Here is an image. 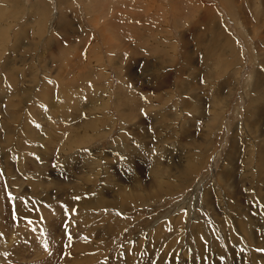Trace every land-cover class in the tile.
Returning <instances> with one entry per match:
<instances>
[{
	"label": "rangeland",
	"instance_id": "obj_1",
	"mask_svg": "<svg viewBox=\"0 0 264 264\" xmlns=\"http://www.w3.org/2000/svg\"><path fill=\"white\" fill-rule=\"evenodd\" d=\"M17 1V11L9 2L0 8V264H199L190 262L191 221L223 248L206 242L207 264L211 254L220 256L214 264H259L252 252L264 259V0ZM43 2L46 13L35 14ZM217 26L236 54L213 42ZM12 104L17 121H8ZM217 105L222 115L211 120L206 112ZM82 134L100 137L82 143ZM187 153L201 164L186 184L173 180L171 193L126 209L106 190L119 206H88L91 219L80 224L73 194L92 199L119 182L145 190L153 168L173 173ZM25 204L30 214L18 216ZM110 213L125 221L105 234L98 224ZM239 213L252 220L245 226L256 247L239 232ZM49 214L54 230L42 237ZM231 229L242 238L226 248ZM82 239L86 249L73 250Z\"/></svg>",
	"mask_w": 264,
	"mask_h": 264
},
{
	"label": "bare ground",
	"instance_id": "obj_2",
	"mask_svg": "<svg viewBox=\"0 0 264 264\" xmlns=\"http://www.w3.org/2000/svg\"><path fill=\"white\" fill-rule=\"evenodd\" d=\"M62 1L65 3V1L64 0H60V2L62 3ZM11 3L12 5H13V8H15V11H17V9L19 8V3H18V1L17 0H0V8H3L2 6H1V3H4L6 6H8L9 5V3ZM38 4H40V3H38ZM48 6V5H47ZM49 8V7H48ZM31 10L33 11V12H35V14H44V13H46V2H43V3H41L40 5H39V8H38V5H35V6H32L31 7ZM35 10V11H34ZM37 10H39V12H36ZM21 11H22V9H21ZM64 11V10H63ZM60 18H65V11L64 12H62L61 13V17ZM39 24H40V22H39ZM41 26V25H40ZM216 32H217V34H215V37L217 38H215L216 40H214L213 42L216 44V45H218L219 46V44H220V42L221 41H223L225 44H226V47L228 48L227 49V52H228V54L229 53H231L232 52V55H234V54H236V49H234V44H233V42H232V40H231V38L228 36V35H226L225 34V32L223 31V29H221L220 28V26H217L216 27ZM185 45V44H184ZM221 56V55H220ZM227 57H228V55H227ZM234 57V56H233ZM236 57V56H235ZM226 58V57H225ZM227 60H229L228 58H226ZM232 63V62H231ZM235 63V61L233 62V64ZM233 66V65H232ZM232 70H233V68H232ZM171 73H173V72H171V70H168V72H167V76L164 78V76L166 75V72L164 73V76H163V78L166 80V81H168L169 79H170V77H171ZM208 73V72H207ZM209 76V75H208ZM4 94L2 95L3 97L4 96H6L5 95V92H4V90L2 91ZM5 99H6V97H5ZM4 105H6V104H4ZM18 107V106H17ZM3 108V107H2ZM20 108V107H19ZM18 108V109H19ZM17 108H16V106L14 105V104H12V108H11V111L9 110L8 111V113L9 114H7L8 115V121H12L13 120V117L15 118V121H17L18 120V118H19V115H20V113H19V110H18ZM211 112V120H212V118H213V116L215 117V119H217V117H218V114H221L222 115V112H223V110H222V105H217L216 107H213V108H211V111H207L206 113L207 114H209ZM12 113H14L13 114V116L11 115ZM123 118V117H122ZM90 129V126H88V129H84V131L86 130V132L88 131ZM83 131V132H84ZM27 134H30V135H32L33 133H27ZM83 135V134H82ZM8 136V135H7ZM98 137H100V136H97V135H92V137H91V139H90V137H89V135L88 134H85V135H83V138L80 136V138H81V142L82 143H84V142H88V141H90V140H93V139H96V138H98ZM123 137V136H122ZM206 137V136H205ZM8 138H10L9 136H8ZM30 138V137H29ZM28 138V139H29ZM208 138L206 137V138H203L202 139V142L203 143H205L206 144V140H207ZM191 144H193V145H196L194 142H191ZM78 145H80V144H78ZM71 148V147H70ZM191 150H193V148H190ZM68 150V139L66 140V141H64V143H63V145H62V150H61V157L62 156H64V154H65V152ZM126 151H128V149L126 150ZM72 153V152H71ZM188 153H189V151H188ZM188 153H187V155L184 157V159H183V161L184 162H182V163H180V161H179V164H177V167H176V169L174 170V172L172 173V172H170V170H161V169H155V168H153V170H152V175H150V179H149V186H148V188H146L145 190H143V189H141L140 187H142V186H140V185H138V186H134V187H127V185H125L123 182H119V184L117 183V184H114L111 188L112 189H110V188H105L104 186H102V187H98V189H97V194L98 195H100V196H98V195H95V197L93 198L92 197V199H89L88 197L86 198V197H83V196H81V194H73V195H75L74 197H76L75 199H74V203H75V205H76V203H78V206H80V210H81V213L83 214V216H82V214L80 215V216H82L83 218H84V220L83 221H81L80 222V224L83 226V225H85V223L86 222H88V221H90V215L88 216V214L86 213V209H87V207L88 206H98L96 209H100V208H103V209H105V208H107V209H116L118 206H119V204L121 205V206H119V207H122L123 209H126V207H130V208H132L133 206H136V205H142V204H145L146 202H148L149 201V199H151L152 200V198L153 197H160V195H162V194H165L166 192H168V191H170V193H171V190H173V184H172V181L173 180H175L176 181V183H177V185L179 186H182V185H184V184H186L189 180H191V177H192V175L195 173V171L198 169V167L200 166V164H201V161L199 160L198 162H196L197 161V157L196 156H188ZM188 156V157H187ZM67 157H68V155L67 156H65V158H63V160H66L67 159ZM45 158V157H44ZM130 159H131V157H129ZM187 158V159H186ZM27 159V158H26ZM28 160V159H27ZM95 162H96V160H95ZM106 162V161H105ZM42 163V162H41ZM94 164V163H93ZM10 165L11 164H7L6 165V169H8V167H10ZM13 166V165H12ZM19 166V165H18ZM17 166V167H18ZM22 166V165H21ZM32 166H34V163H32ZM41 166H43L44 167V162H43V165H41ZM166 166H170V164H168L167 163V165ZM141 167V166H140ZM143 167V166H142ZM157 167V166H156ZM23 168V167H22ZM22 168L20 169V171L22 170ZM110 168V167H109ZM109 168H106L107 169V174H111V170L109 169ZM26 169V168H25ZM168 169V168H167ZM114 170V169H113ZM39 171V170H38ZM38 173V172H37ZM68 174V173H67ZM122 174V173H121ZM225 174H228V175H230V172L229 171H225V169L222 171V173H219V175H218V178H222V183L224 184L225 183V181L227 182V179H225V180H223V177L225 176ZM36 175V173L33 175V176H35ZM42 175V172H41V174H38V175H36V176H41ZM115 175V174H114ZM227 175V176H228ZM119 176V175H118ZM112 177V176H111ZM40 178V177H39ZM76 178V177H75ZM87 178V177H86ZM94 179V178H93ZM105 179V178H104ZM110 179V178H109ZM112 179V178H111ZM111 179H110V181H111ZM117 179H118V177H117ZM37 180V179H36ZM72 180V179H71ZM68 181V180H67ZM101 181V180H100ZM113 181V180H112ZM33 182V184L35 185V188H37V187H39V186H41V184H40V182L39 181H32ZM39 182V183H38ZM76 182V181H75ZM89 182V181H88ZM103 182V181H102ZM107 182H108V179H107ZM95 183V182H94ZM40 184V185H39ZM87 184V183H86ZM145 184H146V182H145ZM144 183H143V186L145 185ZM28 185H30L31 186V184H30V182H28ZM37 185H39V186H37ZM72 185H74V184H72ZM76 185V184H75ZM87 185H89V183L87 184ZM107 185V184H106ZM110 184H108V186H109ZM176 185V186H177ZM47 187H49L48 185L45 187V189H47ZM58 187V186H57ZM137 187L139 188V190L138 191H136V189H137ZM34 188V189H35ZM87 188V187H86ZM59 189H62L60 192H66L67 190H66V188L65 187H60ZM141 189V190H140ZM176 189V188H175ZM178 189V188H177ZM176 189V190H177ZM183 189V188H182ZM14 190H17V189H14ZM19 190V189H18ZM64 190V191H63ZM73 190H74V188H73ZM106 190L108 191L109 190V193H114V192H116V196H117V202L119 203V204H115V202H116V200H112V199H114V198H112V199H110V198H108V196L109 197H111L110 195H108L109 193L107 192L106 193ZM114 192H113V191ZM180 190H181V188H180ZM91 191V190H90ZM175 191V190H174ZM68 192V191H67ZM76 192V191H75ZM79 193V192H78ZM168 194H169V192H168ZM90 195V194H89ZM108 195V196H107ZM172 195V194H171ZM79 196V197H78ZM92 196H93V194H92ZM166 196V195H165ZM1 197V196H0ZM108 199H107V198ZM113 197V196H112ZM90 198H91V196H90ZM43 199H46V200H50L51 201V195L50 194H47L46 196H45V198H43ZM62 199V198H61ZM31 201V200H30ZM45 201V200H44ZM1 202V201H0ZM19 202H21V201H19ZM17 203H18V201H17ZM21 204V203H20ZM26 205V204H25ZM33 205V204H32ZM32 205H30V206H32ZM47 205V204H46ZM72 205V204H71ZM210 204H208V205H206V206H209ZM18 206H19V204H18ZM205 206V207H206ZM24 207H26V210H24V211H22V210H20V208H19V211H17V213L19 212V215L18 214H16V215H18V216H21V217H23L22 215H28V214H30V211H28V208H29V206H28V204L26 205V206H24ZM77 207V206H76ZM211 207H214V206H211ZM78 208V207H77ZM42 209H46L45 211H47V209H48V207L47 208H42ZM57 209V208H56ZM119 209V208H118ZM208 209V208H207ZM212 209V208H211ZM211 209H209V210H211ZM34 211H36V210H39V209H33ZM213 210V209H212ZM101 211V213H102V211L103 210H100ZM107 211V210H106ZM126 211V210H125ZM175 212H176V210H175ZM207 212V211H206ZM205 212V213H206ZM212 212V211H211ZM214 212V211H213ZM49 213V212H48ZM174 213V212H173ZM197 213V212H196ZM215 213H217L216 211H215ZM42 214V213H41ZM95 214V213H94ZM192 214V213H191ZM198 214V213H197ZM213 214V213H212ZM43 215V214H42ZM48 215V214H47ZM106 217H105V221H102V222H100L98 225H101L100 226V228H102V230H104V233L105 234H107V233H113V230H120V228H121V225H122V222L123 221H125V220H123V218H119V216H117V215H115V214H104ZM173 215V214H172ZM180 215V214H179ZM184 215V214H183ZM246 215V214H245ZM245 215H243V214H241V213H239L238 215L237 214H235L234 216H235V220H236V223L238 224V227H239V232L241 233V235L242 236H244L245 235V237L247 238V242L249 243V245H251L252 247H256L254 244H252V236H251V234L250 233H248V231L250 230L249 228H251V226H252V224L251 225H249L248 223H249V221L250 222H252V220H249V218L248 217H246ZM102 216V215H101ZM176 217H177V215H175ZM197 216V215H196ZM217 216V215H216ZM49 219L47 218V219H45V221H46V223H47V225H48V227H49V230L48 229H46V230H44V232H43V234H42V237H44L45 235L46 236H48V234H49V232H50V229H51V225H53L54 223H55V219H56V217H54L52 214H49ZM170 217V216H169ZM198 217V216H197ZM224 218H225V216H223ZM93 218V217H92ZM181 218V217H180ZM183 218V217H182ZM187 218H188V216H187ZM220 218H222V217H220ZM44 219V218H43ZM100 219H102V218H100ZM171 219H173V218H171ZM223 219V218H222ZM88 220V221H87ZM96 221H99V220H97V218L95 219ZM109 220V221H108ZM178 220H179V218H178ZM184 220H186L185 218H184ZM190 220V219H189ZM226 220H227V218H226ZM188 221V220H187ZM186 221V222H187ZM220 221V220H219ZM222 221V220H221ZM105 222V223H104ZM178 222V221H177ZM30 223V222H29ZM90 223V222H89ZM173 223H174V221H173ZM228 223V221H226V224ZM97 224V223H96ZM190 224V225H189ZM221 224V223H220ZM235 224V223H234ZM245 224H248L250 227L247 229L246 228V226H245ZM92 225H94L93 223H92ZM165 225V224H164ZM54 226H55V224H54ZM54 226L52 227L53 229H51V231L52 230H54ZM180 226V225H179ZM179 226H177V227H179ZM183 226V225H182ZM188 226L190 227V231H189V235H188V239L191 241V239L193 240V243H194V253L192 254V257L190 258V262H192L193 263V259L196 257L197 258V260H198V263L199 264H207L208 262H207V259L205 258V253H204V251H203V249H204V245L206 244L207 245V243L206 242H208V244L211 246H213L214 248L216 247V252H218L219 250L221 251L223 248H221L220 246V249L217 247V245H216V243L218 242L216 239L217 238H215L214 236H212V235H209L207 232H206V229H205V227H204V224H201V223H199V222H197V221H191V222H188ZM187 226V227H188ZM208 226V225H207ZM235 226V225H234ZM237 226V225H236ZM91 227V226H90ZM99 227V226H98ZM161 227H163V225H161ZM160 227V228H161ZM169 227V226H168ZM221 227V226H220ZM237 227V228H238ZM94 228V227H93ZM92 228V229H93ZM99 228V229H100ZM156 228V227H155ZM182 228V227H181ZM180 228V229H181ZM57 229H58V227H57ZM96 229V228H95ZM98 229V230H99ZM163 229H166V228H163ZM162 229V230H163ZM178 229V228H177ZM102 230H99V231H96L95 232V235L96 236H98L99 238V242L101 241V239H102ZM174 230V229H173ZM179 230V229H178ZM177 230V231H178ZM38 231V230H37ZM156 231V230H155ZM164 231V230H163ZM184 231V230H183ZM219 231V230H218ZM229 231V232H228ZM232 229L231 230H227L226 231V235H227V237H223L222 238V244H223V246H225L226 248H228V246H227V244H230V248L231 247H233V246H237L238 244H236L235 242H238L239 243V241H238V238H242V236H240V237H236L232 232ZM172 232V231H171ZM176 232V231H175ZM186 232V231H185ZM188 232V231H187ZM222 232V231H221ZM238 232V233H239ZM149 233V232H148ZM159 233V232H158ZM179 233H181V232H179ZM150 234V233H149ZM114 235V234H113ZM53 236V235H52ZM108 236V235H107ZM110 236V235H109ZM176 236H177V234H176ZM223 236V235H222ZM180 238H181V236H180ZM187 238H186V240H187ZM183 239V238H182ZM66 240V239H65ZM93 239H91V241H92ZM106 240V239H105ZM148 240V239H147ZM158 240V239H157ZM254 240V239H253ZM82 241H83V239H82ZM150 241V240H149ZM263 241V240H262ZM79 243L75 246V248H73L74 247V245H73V247H71V248H73V250L75 249V250H77L78 248H83V249H81L82 251L83 250H85L86 249V245L88 244V243H85L84 241H83V243H81L80 242V240L78 241ZM93 242V241H92ZM171 242V241H170ZM221 242V241H220ZM259 242V241H258ZM261 242V241H260ZM172 243H174V242H172ZM171 243V244H172ZM192 243V244H193ZM97 244V243H96ZM170 244V243H169ZM219 245V244H218ZM188 247V246H187ZM238 247V246H237ZM88 246H87V250H88ZM67 249V248H66ZM90 249V253H93V250L91 249V248H89ZM108 249V248H107ZM167 249H168V247H167ZM171 249V248H170ZM237 249V248H236ZM16 250V249H15ZM86 250V251H87ZM195 250H196V252H195ZM226 250H228V249H226ZM14 251V250H13ZM81 251V252H82ZM16 252V251H15ZM96 252H97V250H96ZM213 252H214V250H213ZM255 252V253H254ZM258 252V251H257ZM72 253H73V251H72ZM80 253V252H79ZM84 253V252H83ZM238 253V252H237ZM236 253V254H237ZM249 253V252H248ZM169 254V253H168ZM207 254V253H206ZM223 254V253H222ZM221 254V255H222ZM240 254V253H239ZM78 255V254H77ZM171 255V254H170ZM174 255V254H173ZM191 255V254H190ZM189 255V256H190ZM227 255V254H226ZM230 255V254H229ZM247 255V254H246ZM176 257H177V255H175ZM188 256V257H189ZM207 256V255H206ZM225 256V255H224ZM233 256V255H232ZM236 256V255H235ZM161 257V256H160ZM159 257V259H161ZM208 257V256H207ZM220 257V256H219ZM219 257H216V255H215V257H214V254H211L210 255V258H213V261H212V264H214L215 263V261L219 258ZM231 257V256H230ZM195 258V259H196ZM225 258V257H224ZM237 258V257H236ZM236 258H234V259H236ZM247 258V257H246ZM252 258L253 259H255V261H257L259 264H264V259L262 258V256H259V254L257 253L256 254V251H254L253 250V252H252ZM163 259H164V257H163ZM226 259V258H225ZM229 259V258H228ZM232 259H233V257H232ZM240 259V258H239ZM243 259V258H242ZM75 260H77V259H75ZM219 260V259H218ZM217 260V261H218ZM238 260V259H237ZM241 260V259H240ZM88 261V260H87ZM138 261V260H137ZM162 261V260H161ZM175 261V260H174ZM216 261V262H217ZM225 261V260H224ZM65 262V261H64ZM75 262V261H74ZM156 262V261H155ZM189 261H188V263H190ZM196 262V261H195ZM227 262V261H226ZM77 263H79V262H77ZM81 263V262H80ZM161 262H159V264H160ZM176 263V262H175ZM210 264V263H209ZM219 264V263H218Z\"/></svg>",
	"mask_w": 264,
	"mask_h": 264
}]
</instances>
